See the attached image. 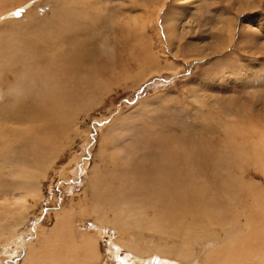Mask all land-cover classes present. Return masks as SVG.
<instances>
[{"label":"rangeland","instance_id":"rangeland-1","mask_svg":"<svg viewBox=\"0 0 264 264\" xmlns=\"http://www.w3.org/2000/svg\"><path fill=\"white\" fill-rule=\"evenodd\" d=\"M73 15L76 21L71 20ZM35 26L56 29L52 30L55 36L77 39L75 44L85 43V51L94 53V67L105 62L109 70L94 72L95 77L87 73L90 79L85 80L96 86L97 98L77 112L76 130L62 124L53 134L38 136L52 139L44 151L47 156L52 150L47 147L53 145L56 159L39 192H29L24 221L6 217L11 214L4 211L5 201L17 191L19 181L10 176L16 165H0V235L8 234L0 237V264H40L34 260L38 256L32 257L37 255L34 249L42 250L44 239L46 246L52 241L53 247L56 243L74 248L83 240L79 237L99 240L103 264H144L131 250L112 248V242L117 244L116 231L102 229L94 210L95 204L99 210L104 198L97 191L95 176L96 169L126 172L139 163L155 164L152 160L160 156L162 136L172 143L183 139L187 149L198 148L193 143L202 138L213 142L222 149L224 163L227 156L240 163L225 139L238 144L234 148L249 151L250 159L241 171L249 189L243 199L248 217L262 221L264 237V156L257 159L264 150L255 154L256 149L250 150L264 135V0H8L0 11V88L5 94L28 81L17 82L24 77L22 54L14 50V56L3 58L2 47L27 43L26 32ZM71 43L62 48L70 50ZM46 45L50 46L46 42L42 47L48 49ZM131 49L146 55L143 65ZM8 75L9 82L4 83ZM10 144L11 139L0 135L3 154ZM22 150L13 144L10 156ZM209 173L213 183L215 174ZM197 179L202 183L199 174ZM93 190L98 193L95 198ZM58 218L66 222L58 225ZM261 238L256 239L264 252ZM258 259L249 264H264V258ZM194 260L193 264H202L198 256Z\"/></svg>","mask_w":264,"mask_h":264},{"label":"bare ground","instance_id":"bare-ground-1","mask_svg":"<svg viewBox=\"0 0 264 264\" xmlns=\"http://www.w3.org/2000/svg\"><path fill=\"white\" fill-rule=\"evenodd\" d=\"M7 2L0 0L1 10ZM71 20L76 21L77 17L73 15ZM52 30L56 31L45 26H35L26 32L27 43L18 41L12 46L2 47L5 53L3 58L7 54L11 55L14 50L22 54L19 58L25 70L22 72L24 77L17 78V82L22 84L23 80L28 81L27 85L12 88L6 94L0 88V135L12 140L6 154L0 150V165H16L10 176L19 181L14 187L17 191L14 190L10 199L5 201L7 204L4 211L11 214L7 218L15 216V221H24L28 217L27 196L39 192L47 169L56 159L53 145L47 147L52 148L47 156L44 151L46 143H52V139L38 136H49L62 124L67 129L76 130L77 112L87 101L92 102L97 98V92L93 89L96 86L88 80L90 77H87V73L94 76L99 70H109V63L105 62L98 68L94 67V53L85 51V43L75 44L77 39L69 40L62 37L61 33L60 37L55 36ZM127 31L128 35L131 34L130 29ZM22 37L25 35L22 34ZM46 42L52 50L49 45H46L48 49L42 47ZM70 42H73L70 50L62 48ZM131 51L138 63L143 65L146 55L141 57L137 49ZM86 52L89 54L86 55ZM9 76L4 77V83L10 79ZM85 77L88 79L85 80ZM46 122L50 126L43 128ZM225 132L229 133V128ZM262 136L252 143L250 150L256 149L253 154L257 149L264 150ZM162 138L158 140L162 141L159 144L160 156L152 160L155 164L139 163L126 172H116L114 168L103 173L96 169L98 174L95 172V177L99 179L97 191L105 199L99 202V210L95 207L97 204L94 210L99 213L102 229L107 230L108 227L110 231H116L117 244L112 242V248H127L144 264H193L197 256L202 264H249L258 257L264 258L262 246L256 239L262 236V221L248 217L246 201L243 199L249 194V189L244 186L241 171L245 170L244 164L250 159L249 151L236 149L233 144H238L225 139L224 144L228 143L226 147H231L230 151L234 156L237 154L235 159L240 163H232L228 156L224 158V163L222 149L215 148L213 142L202 138L193 143L198 144V148L192 145L187 149L183 139L176 138L175 143H172L170 138ZM13 144L23 147L16 157L10 156ZM262 166L264 169V164ZM37 170L45 173L36 174ZM209 172L215 174L213 183L209 179ZM198 174L202 183L197 179ZM107 187L108 191L105 190ZM96 193L94 191V198L97 197ZM57 222L62 225L66 221L58 218ZM5 229L3 226L2 231ZM249 230L257 235L250 234ZM5 236L0 235L3 238ZM79 238L83 240L77 242L74 248L56 243L53 247L52 241L46 246V238L40 243L42 250L33 248L37 255L32 259L38 256L34 260L40 264H103L99 240ZM261 239L264 240V237ZM150 254L161 256V260L157 262Z\"/></svg>","mask_w":264,"mask_h":264}]
</instances>
